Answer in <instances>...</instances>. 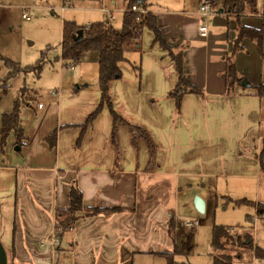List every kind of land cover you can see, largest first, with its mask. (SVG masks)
Listing matches in <instances>:
<instances>
[{
	"label": "crops",
	"instance_id": "0c3cea01",
	"mask_svg": "<svg viewBox=\"0 0 264 264\" xmlns=\"http://www.w3.org/2000/svg\"><path fill=\"white\" fill-rule=\"evenodd\" d=\"M212 3L217 15H212L205 36L198 30L201 4L193 17L184 10H165L167 18L156 16L172 52L182 53L183 75L200 93H184L177 109L168 97L178 81L171 54L152 43L146 28L139 76L133 65L121 63V77L110 84L112 108L145 131L150 144L127 123L118 122L113 132L106 105L86 122L100 101L98 84L56 89L50 98L21 105V145H15L11 131L0 149V242L6 264H168L176 232L184 227L176 216L179 194L186 195L192 181L248 188L235 196L264 204L259 165L264 94L256 89L264 85V55L253 41L242 40L234 60L245 84H235L228 92L224 57L232 49L236 23L219 11L220 2ZM105 4L100 0L102 12ZM257 11L242 16L240 23L264 27L253 21L264 18V0L257 1ZM54 132L51 146L46 138ZM72 185L81 191L85 207L108 210L78 218L57 236L56 212L69 206ZM229 194L222 189L216 196L232 200ZM249 206L252 212L246 219L251 224L256 207ZM171 220L173 239L168 232ZM55 236L58 242L53 245ZM246 250L233 252L242 258Z\"/></svg>",
	"mask_w": 264,
	"mask_h": 264
},
{
	"label": "rangeland",
	"instance_id": "374dc122",
	"mask_svg": "<svg viewBox=\"0 0 264 264\" xmlns=\"http://www.w3.org/2000/svg\"><path fill=\"white\" fill-rule=\"evenodd\" d=\"M106 1V12H102L99 9L100 0H0V82L6 79L12 70L7 67L6 60L14 62L20 68L35 65L38 61L42 63L38 77L33 71L16 72L13 68L15 75L7 80L9 87L6 93L3 94L0 90V115L2 111H7L11 107L13 100L19 96V87L23 85L27 87L23 91V98L30 97L33 90L36 92L33 100L43 101L45 98H50L51 93L56 89H72L75 84L88 83L91 86L98 84V63L95 61V52L82 51L75 61L66 66L60 58L59 44L63 19L74 21L82 26L108 19L113 27L120 29L128 0H115V3ZM201 2L202 0H144V7L150 8L159 19L166 17L163 13L165 10H184L193 17ZM214 2L218 4L219 0ZM23 13L28 15V19L22 17ZM214 14L207 16L208 32L211 30V17ZM228 19L230 22L234 21L230 16ZM253 21L258 26L264 24V18L261 17ZM143 30L142 43L146 46L148 35L147 30ZM143 46L140 51H125L127 60L122 63V66L139 65ZM60 65L63 67L60 68ZM70 65H74L73 70L69 68ZM84 78L87 80H83ZM222 189L233 193L229 194L232 200L216 196ZM186 190V195L179 194V211L176 216L181 224L185 220L193 222L195 219H198V223L184 225L183 230L176 232L175 241L177 245L184 246V253L174 256L176 261L174 264H212L209 254L212 252L211 232L215 224L228 226L229 233L235 239L241 238L244 233H250L252 237V231L249 229L250 222L248 223L246 219V214L252 212L251 207L244 203H234L235 199L241 198L235 196L238 195L236 192L248 191V188L229 187L224 184L223 187L215 188L212 183L201 184L198 181H192L186 186ZM243 195L248 196L246 193ZM195 196H199L206 202L203 213L198 212L193 205ZM258 230L259 235L257 234L255 242L252 237L253 248L255 245L264 251V245L260 241L264 238V232L259 227ZM231 247L235 246L226 247L232 252L231 255L235 252L241 253L243 250L240 247ZM253 257H256L254 250L247 249L244 257L235 263L251 264L254 261ZM256 264H264V258L256 261Z\"/></svg>",
	"mask_w": 264,
	"mask_h": 264
},
{
	"label": "trees",
	"instance_id": "16d2710c",
	"mask_svg": "<svg viewBox=\"0 0 264 264\" xmlns=\"http://www.w3.org/2000/svg\"><path fill=\"white\" fill-rule=\"evenodd\" d=\"M258 0H219L223 12L228 16H231L235 20L236 35L232 42V49L224 57L225 69V81L227 91L230 92L235 84L241 83L242 76L236 68L234 55L242 49V40L248 38L253 41L260 56L264 55V27L254 28L251 26L243 25L240 23V19L244 15L255 16L258 14L257 11ZM135 4L141 7L144 11H133L131 6ZM144 0H128L127 8L123 12L122 26L120 29L113 27L109 21H98L94 22L86 27L77 25L74 21H67L63 19L62 22V34L60 41L61 50V61L64 65L70 64L75 61L80 52L91 50L95 52L98 63V88L101 93L100 101L93 112H91L86 122H90L94 116L106 105L109 107L112 119H113V132L118 122L127 123L118 113L114 111L110 101L109 88L113 80L121 77L120 64L125 60V51L127 50H139L141 48V36L143 29H149L152 33V43L157 44L162 50L171 54L172 60L175 65V70L178 74V81L175 88L169 92L168 97L175 100L177 109L180 107V100L184 93H200V90L187 81L182 73V53L172 52L171 45L168 44L167 40L163 37L162 32L157 24L156 15L151 10L144 7ZM82 30V37L75 40L77 30ZM6 65L9 67L11 72L8 73L6 79L0 82L1 93H6L9 84L7 80L13 77L16 72H28L33 71L38 77L42 63L38 61L35 65L20 68L14 62L6 60ZM137 69V74H140V65H133ZM14 68V69H13ZM26 86L19 87V96L13 100L11 110L4 112L1 116L0 123V149L5 145L8 134L13 131L15 135V145L19 147L21 145V139L24 137L22 129L19 126L20 107L22 104H29L34 99L36 94L32 91L30 97L23 98V91L26 90ZM257 93L259 95L264 94V85L259 84L256 86ZM1 99V96H0ZM130 131H140L141 135L149 143V138L145 131L138 126H132L127 123ZM114 134H112L113 136ZM135 135V134H133ZM46 141L49 145H54L55 132L47 136ZM150 144V143H149ZM259 165L264 172V146L260 153ZM69 206L65 209H59L55 216V231L58 236L66 227L71 225L75 220L86 215H95L102 211H107V208H99L96 206L85 207L82 203L81 191L74 185L69 190ZM235 204L244 203L247 205H255L258 213L264 212L263 203H252L245 198L237 199ZM116 208H113V210ZM168 232L173 239L174 222L170 221L168 226ZM228 226L224 225H213L211 232V249L212 252L209 254L212 259V264H236L235 259L241 257L240 253L231 255L226 253L227 246H235L243 249L254 250L257 259L264 258V251L254 246L252 243V237L250 233H244L241 238L235 239L228 231ZM184 253L183 245H174L173 251L168 255L167 262L172 264L174 262V256L177 254Z\"/></svg>",
	"mask_w": 264,
	"mask_h": 264
},
{
	"label": "built area",
	"instance_id": "2783aa9c",
	"mask_svg": "<svg viewBox=\"0 0 264 264\" xmlns=\"http://www.w3.org/2000/svg\"><path fill=\"white\" fill-rule=\"evenodd\" d=\"M131 10L133 11H141L143 12L144 10L141 9L138 5L133 4L131 7ZM103 9V7H102ZM213 9V3L212 0H202V3L200 5V24L198 27L199 34L202 36L207 35L208 29H207V16L212 13ZM22 17L25 19H28V15L26 13L22 14ZM52 93H58V90H54ZM40 107L41 104H38ZM261 220V222H260ZM184 225H192L195 224L194 222H191L189 220L183 221ZM260 224V226H259ZM70 226V225H69ZM68 226V228H69ZM258 227L264 232V212L258 213L257 210L252 218V223L249 225V229L252 231V237L253 241L255 242L257 240V232H258ZM264 243V238L260 239ZM58 240L56 236L52 239V244L55 245L57 244ZM255 246V245H254ZM254 261H252L251 264H256V261H259L260 259H257L256 257H253Z\"/></svg>",
	"mask_w": 264,
	"mask_h": 264
},
{
	"label": "water",
	"instance_id": "95a60500",
	"mask_svg": "<svg viewBox=\"0 0 264 264\" xmlns=\"http://www.w3.org/2000/svg\"><path fill=\"white\" fill-rule=\"evenodd\" d=\"M219 11H222V8H219ZM106 22H107V20H106ZM81 37H82V30L78 29L76 36L74 38H75V40H78ZM241 84H245V82L242 81ZM193 205L198 212H201V213L204 212L205 203L199 196H195V198L193 200ZM6 263H7L6 251L0 242V264H6Z\"/></svg>",
	"mask_w": 264,
	"mask_h": 264
}]
</instances>
